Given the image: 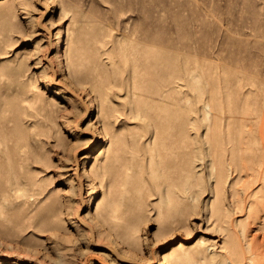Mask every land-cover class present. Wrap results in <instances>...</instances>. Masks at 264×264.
<instances>
[{"label":"rangeland","instance_id":"1","mask_svg":"<svg viewBox=\"0 0 264 264\" xmlns=\"http://www.w3.org/2000/svg\"><path fill=\"white\" fill-rule=\"evenodd\" d=\"M263 187L264 0H0V264H264Z\"/></svg>","mask_w":264,"mask_h":264},{"label":"bare ground","instance_id":"2","mask_svg":"<svg viewBox=\"0 0 264 264\" xmlns=\"http://www.w3.org/2000/svg\"><path fill=\"white\" fill-rule=\"evenodd\" d=\"M181 95H182V94H181ZM182 125H183V124H182ZM180 126H181V125H180ZM183 126H184V125H183ZM183 126H181V128H182ZM184 128H185V127H184ZM180 132H182V131H180ZM148 139L150 140V138H148ZM149 140H148V141H149ZM201 148H202V147H201ZM201 151H202V150H201ZM249 160H250V159H249ZM201 162H202V161H201ZM247 173H248V172H247ZM251 193H252V192H251ZM262 196H263V199H264V187L262 188ZM122 210H123V209H121V211H122ZM256 211H257V210H254V208H252V210H251V215L254 216V217L257 216ZM214 213H215V212H214ZM128 222H129V221H128ZM234 222H235V220H234ZM251 222H252V221H251ZM236 225H237V224H236ZM254 231H255V230H254ZM261 232H262V231H261ZM252 233H253V232H252ZM260 235H261V234H260ZM236 237H237V235H236ZM261 238H262V237H261ZM208 239H209V238H208ZM259 239H260V238H259ZM261 240H262V239H261ZM261 240H259V241L261 242ZM198 241H199V239H198ZM218 241H219V240H218ZM237 241H238V240H237ZM196 243H197V242H196ZM238 243L240 244V242H238ZM218 244H219V243H218ZM201 245L203 246V244H201ZM181 246H182V245H181ZM181 246H180V247H181ZM239 247H240V246H239ZM180 249H181V248H180ZM202 249H203V248H202ZM203 250H204V249H203ZM201 251H202V250H201ZM242 252H243V251H242ZM202 254H203V252H202ZM204 254H205V253H204ZM204 254H203V255H204ZM218 254H221V253L219 252ZM218 254L216 253V257H217ZM242 254H243V253H242ZM242 254H241L240 258L242 257ZM174 255H175V254H174ZM205 255H206V254H205ZM205 255H204V256H205ZM236 256H237V255H236ZM168 257H169V256H168ZM209 257H210V255H209ZM237 257H238V256H237ZM237 257H236V258H237ZM175 258H176V257H175ZM206 259H209V258L206 257ZM222 259H223V258H222ZM180 260H181V259H180ZM215 260L217 261L216 258H215ZM172 262H173V261H172ZM175 262H176V261H175ZM175 262H174V263H175ZM177 262H179V261H177ZM181 262H182V261H181ZM181 262H180V263H181ZM176 264H177V263H176ZM227 264H228V263H227Z\"/></svg>","mask_w":264,"mask_h":264}]
</instances>
